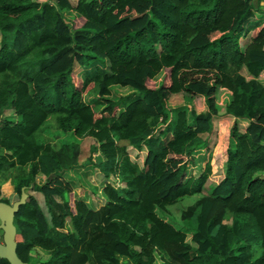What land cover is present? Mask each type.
<instances>
[{
    "label": "trees",
    "instance_id": "1",
    "mask_svg": "<svg viewBox=\"0 0 264 264\" xmlns=\"http://www.w3.org/2000/svg\"><path fill=\"white\" fill-rule=\"evenodd\" d=\"M161 73L168 82L152 86ZM262 76L264 6L254 0H0V202L10 204L2 185L17 200L25 188L14 217L19 259L264 264ZM114 86L131 93L112 99ZM220 90L231 95L229 147L223 178L203 195L211 153L198 177L187 173L197 146L208 150ZM179 94L186 108L171 125L167 103ZM84 139L101 182L72 199L65 174L79 166ZM129 148L144 152L142 164ZM194 195L185 228L161 216Z\"/></svg>",
    "mask_w": 264,
    "mask_h": 264
},
{
    "label": "rangeland",
    "instance_id": "2",
    "mask_svg": "<svg viewBox=\"0 0 264 264\" xmlns=\"http://www.w3.org/2000/svg\"><path fill=\"white\" fill-rule=\"evenodd\" d=\"M261 2H263V5L261 6H264V0H256L255 3L257 4L259 3L260 5ZM123 15L130 17L128 14H123ZM66 17L67 18L71 17V15H66ZM245 43L246 41L244 40L241 41L242 45ZM74 70H75L74 73L78 75L80 72V69L78 67H75ZM165 77H166V74H163V73L158 75L155 78V81H153L154 83L152 84V86L156 87L162 84L163 82H168L166 81ZM260 81L264 84V76L261 77ZM129 93H131L129 89H126V88L124 89V88H119L117 86H114L112 89L111 98L119 99V97L128 95ZM94 95L92 91H88V93L84 94L85 101L88 103H90L91 101L94 102L96 100ZM230 98H231V95L227 93V91H224V90L218 91L217 97H216L218 117L213 119L214 130H213L211 137L208 140V143H209L208 150L206 149V146H203V145L197 146L200 149H198L196 152L198 153L196 155V159L194 162L190 163V166L188 168V173H187L188 176L191 175L192 177H198L204 166V162H205L204 160H206L208 157V154L211 153L210 164H211L212 173L205 186L203 195H206L209 192V188H211L213 185H216L218 182H220L221 178L224 175L226 150L229 147V144H228L229 131L232 126V119L226 117L224 113V108L230 101ZM203 102H204L203 99L200 97H198V99L196 100L195 106L198 111L202 108V105H204ZM167 104H168L167 105L168 108L166 110V114L168 115L167 123L173 125L175 122V117H174L175 112L179 110L180 108H186V103L183 100V95L179 94V95L171 96ZM7 114L8 115L6 118L13 119L11 113H7ZM240 128L241 129L244 128V124H241V122H240ZM47 137H49V139L51 140H54V138L62 137V134L59 133V135H56V136L47 135ZM58 142H59V139H58ZM58 142L57 140H55L52 143L53 145L58 146L59 144ZM92 144L93 142L89 139L83 140L79 166L76 168L75 171L72 172L71 175L69 172L65 174V177L67 179L69 178L72 179L71 185L74 191V195L71 196L72 199L73 197L83 198V199H87L88 196L92 197L91 192L95 191V188L97 185L98 187H100L99 183L101 182V180L99 178V175L92 168V166L88 164V161L86 163V160H88V157H89V149ZM121 145H126V143H121ZM128 152L132 156L133 158L132 160L142 164L143 158H144V152L136 153L135 150L131 148L128 149ZM259 175L264 176V172L259 173ZM39 182H44V181L41 178H39ZM7 184L9 183L2 185L1 194L4 198L8 199L10 204H12L15 201H17V196L15 195V193H13L11 185L10 184L7 185ZM29 193L32 194L36 198V200L40 202L42 209L44 213L46 214V208L44 205L42 195L33 193L31 191ZM201 196L202 195H194L191 197H186L180 200L175 205L167 207L166 210L161 213V216L164 218L165 221L171 223L175 228L183 229L185 228V226L180 220L182 211H184L188 206L192 205ZM94 201H95V204H99L100 202H102L100 200L97 201L95 199ZM58 202H61L60 199H58ZM0 234H1V231H0ZM189 239L190 237L187 238V241H189ZM34 255H38L41 259L47 258L46 255H43L42 253H39V252H35ZM257 256L258 254L256 255V257ZM120 260L123 262V258H120ZM156 264H162V263L157 260Z\"/></svg>",
    "mask_w": 264,
    "mask_h": 264
},
{
    "label": "water",
    "instance_id": "3",
    "mask_svg": "<svg viewBox=\"0 0 264 264\" xmlns=\"http://www.w3.org/2000/svg\"><path fill=\"white\" fill-rule=\"evenodd\" d=\"M27 194L25 188L21 189L20 198L12 204L0 202V259L9 264H28L23 262L16 253V227L14 217L19 208L26 203ZM39 264V263H35Z\"/></svg>",
    "mask_w": 264,
    "mask_h": 264
},
{
    "label": "crops",
    "instance_id": "4",
    "mask_svg": "<svg viewBox=\"0 0 264 264\" xmlns=\"http://www.w3.org/2000/svg\"><path fill=\"white\" fill-rule=\"evenodd\" d=\"M255 2H256V0H255ZM260 5H263V2H261ZM70 15H71V14H70ZM71 16H72V15H71ZM69 18H71V17H69ZM227 93H229V92H227ZM229 94H230V93H229ZM203 110H204V106H203ZM226 117H227V118H230L229 116H226ZM231 119H232V118H231ZM232 121H233V120H232ZM222 178H223V177H222ZM222 178H221V179H222ZM7 185H9V184H7Z\"/></svg>",
    "mask_w": 264,
    "mask_h": 264
}]
</instances>
